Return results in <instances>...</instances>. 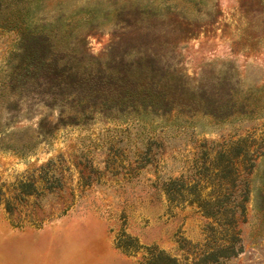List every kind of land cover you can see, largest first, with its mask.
Segmentation results:
<instances>
[{
	"label": "rangeland",
	"instance_id": "rangeland-1",
	"mask_svg": "<svg viewBox=\"0 0 264 264\" xmlns=\"http://www.w3.org/2000/svg\"><path fill=\"white\" fill-rule=\"evenodd\" d=\"M20 5L74 75L0 102V264H264V0ZM18 46L0 28V78ZM232 180L214 218L189 194Z\"/></svg>",
	"mask_w": 264,
	"mask_h": 264
},
{
	"label": "trees",
	"instance_id": "trees-1",
	"mask_svg": "<svg viewBox=\"0 0 264 264\" xmlns=\"http://www.w3.org/2000/svg\"><path fill=\"white\" fill-rule=\"evenodd\" d=\"M21 1L23 0H0V28L15 29L19 34L18 49L25 50V53L21 55V59L18 62L15 61L17 55L10 57L7 61V72L3 75V78H0V102L3 98H5V95V101L10 100L12 96L14 98L15 95H18V91L22 90L24 86L29 85V82L37 78L42 69L51 73L49 80L52 82V84L42 92L43 94L47 95L54 94V92L51 91L53 87H62V78H70V75H74L73 67L66 64V55L65 57L62 56L53 58L51 63L49 62L50 58L47 51L41 56H38V58L33 57V54L29 49V46L31 45L35 46L38 44H44L46 48H48V52L53 53V46L51 42L52 39L56 37L53 34L54 26L34 24L30 20L29 13L25 11V6L23 5L21 7ZM59 95L58 101L60 102L67 101L72 96L71 92H59ZM77 101H80V99H77ZM44 125L45 122L43 118L39 123L38 128L40 130L42 128L44 129ZM33 145H35V142L27 140L21 144V148L19 150L18 146H15V144H8L5 147H9L15 151L25 152L30 150ZM225 167L229 168V171L232 169L234 171V176H237V173H235L237 170L235 167V162L231 161V158H228ZM216 173H218V171ZM214 175L217 176L216 174ZM177 181L179 180L170 179L165 184V192L168 199H170V196L175 194L174 186ZM228 183L229 182L220 181L218 185L222 187L212 190L215 193L213 195L209 193L202 197L201 190L199 188L195 191L196 193H194V190H191L189 194H197L194 200L197 199V201H200L199 203L201 204H199V207L202 209L203 213L214 218L226 209L225 201H223L222 198L228 197V199H230V196L234 197L232 191L233 180L229 184ZM224 248H227V246ZM148 253L149 256L146 258L147 260H145L143 264H177V260L166 254L164 251L149 249ZM156 254L162 259H160L159 262L156 261Z\"/></svg>",
	"mask_w": 264,
	"mask_h": 264
}]
</instances>
